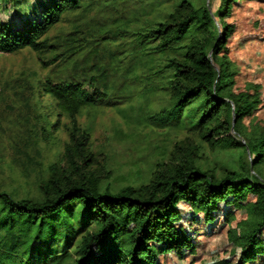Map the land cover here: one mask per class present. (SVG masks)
I'll return each instance as SVG.
<instances>
[{
  "label": "trees",
  "instance_id": "obj_1",
  "mask_svg": "<svg viewBox=\"0 0 264 264\" xmlns=\"http://www.w3.org/2000/svg\"><path fill=\"white\" fill-rule=\"evenodd\" d=\"M110 2L35 0L29 15L0 21V53L28 48L46 67L69 66L104 38L85 31L79 15ZM243 2L264 4L218 0L211 10L205 0H177L132 33L138 44L169 53L163 63L169 99L148 122L182 125L211 146L235 150L236 167L219 176L181 148L175 161L159 164L139 186H103L85 154L90 131L78 116L107 94L91 82L47 74L36 80L32 97L48 94L58 115L69 119L67 166L50 165L39 199L0 188V264H264V125L257 123L264 88L259 82L238 88L239 67L229 56L240 29L231 17ZM67 16L72 29L50 34ZM250 35L238 43L260 36ZM45 117L37 114L36 122L48 123ZM57 123L41 125L45 140Z\"/></svg>",
  "mask_w": 264,
  "mask_h": 264
},
{
  "label": "rangeland",
  "instance_id": "obj_2",
  "mask_svg": "<svg viewBox=\"0 0 264 264\" xmlns=\"http://www.w3.org/2000/svg\"><path fill=\"white\" fill-rule=\"evenodd\" d=\"M34 1L0 0V21L29 15ZM137 1L111 0L104 8L95 5L79 15L85 31L104 38L83 50V55L69 66L46 67L28 48L0 53L1 189L15 198L39 199V184L49 177L50 165L67 166L64 147L69 139V119L63 113L58 115L61 111L48 94L32 97L36 80L47 74L56 80L73 76L107 94L101 104L83 108L78 116L79 125L90 131L85 154L93 157L89 163L103 186H139L149 180L159 164L175 161L181 148L191 152L204 169L214 170L219 176L236 167L235 150L211 146L182 125L157 127L148 122V115L167 105L169 99V73L163 69L169 53H157L138 44L132 33L141 32L147 26L146 20L151 23L160 18L177 0H149L151 4L159 2L155 7H144L143 0ZM205 2L214 10L218 0ZM67 17L50 34L71 30L72 16ZM231 20L240 26L229 53L240 71L236 86L242 89L249 82H259L264 88V42L260 39L264 35V4L243 2ZM249 34L260 36L238 43L240 36ZM61 37H65L62 43L67 48L70 39L66 34ZM261 95L263 107L257 116L260 126L264 125V89ZM37 114H46L48 123L36 122ZM57 120V129L50 128L51 137L45 140L41 125L48 128ZM61 238L62 233L57 241Z\"/></svg>",
  "mask_w": 264,
  "mask_h": 264
}]
</instances>
